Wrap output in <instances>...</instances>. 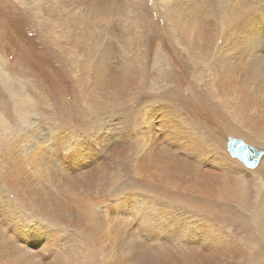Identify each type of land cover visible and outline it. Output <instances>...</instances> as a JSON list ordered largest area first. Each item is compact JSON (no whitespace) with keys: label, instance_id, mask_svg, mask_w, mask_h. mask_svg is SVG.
Instances as JSON below:
<instances>
[{"label":"rangeland","instance_id":"374dc122","mask_svg":"<svg viewBox=\"0 0 264 264\" xmlns=\"http://www.w3.org/2000/svg\"><path fill=\"white\" fill-rule=\"evenodd\" d=\"M96 1L0 0V71L5 70L3 73L8 75L14 90L18 93L24 91L30 97L37 111L31 122H20L17 117L19 107L0 84V117L6 129L5 135H15L12 131L16 129L22 140L23 131L28 130L25 131L28 136L23 137L26 144L29 141L27 138L32 141L33 133L41 134L40 140H47L44 142L50 147L55 140H61L63 134L76 141L84 140L89 149L101 135L109 142L115 141L112 146L96 142L98 146L103 145L95 147L98 161L93 167H88L93 171V178L82 181L83 193L88 198L105 201V207L110 210L101 209L99 204L94 209L95 214L103 219L100 225L96 223L93 226L96 228L93 233L101 235L97 237L101 243L96 245L86 239L79 244L82 229L73 228L70 219L62 217L56 220L52 212L46 214L38 210L41 206L37 205L30 209L22 201V196L30 199L27 190L33 193L39 191V175L33 169L32 161L24 164L22 172L15 171L19 163H7L3 154L6 144L1 137L0 236L16 238L20 245L21 234H28V242L36 247L32 236L39 241L40 234L34 230L46 226L44 235L56 238L61 253L66 257L73 256L72 264H109L111 260L107 253L113 225L117 241L124 233H134L138 238L135 245L165 247L169 254L164 258V264H174V256L178 259L184 256L180 264H264V218L260 220L257 216L258 211L264 213V157L256 169L250 170L232 158L226 149L228 138L234 137L264 151V0H233L234 6L225 5L226 9L229 8L227 10L222 0L221 3L213 0H105L112 12L109 11L111 16L102 25L118 34L114 36L115 40L122 37L135 45L134 54L141 57L144 65L146 87L140 100L127 103L124 110H115L113 116L103 119L104 122L97 121L96 115L82 107L85 100V87L80 82L83 65L79 56L82 55L67 42L82 38L77 24L80 27L85 24L83 22L87 18L82 15L83 11H90ZM234 12L239 13L237 22L232 20V26L236 24V28L232 31L229 28V31L226 20L233 17ZM217 18L224 20L221 21L223 23ZM63 22L76 27L74 36L70 35L72 38L65 35L63 29L67 24L62 26ZM87 23H90L89 20ZM175 29L179 33L176 34ZM184 32L191 40L193 52L183 45V41H187L183 38ZM222 33H230L228 46L231 41L235 45L223 54L222 70H219L216 52L224 45L225 35ZM107 39L110 38L105 36L104 40ZM124 52L123 57L126 55ZM193 59L198 64L205 62L208 70L199 66L204 74H201L203 71H195ZM157 65L168 77L162 80L158 76V88H162L163 82L165 90L150 87L151 74L161 73ZM216 76H220L223 82L221 94L225 103L232 105L242 101L247 106L244 114L239 105L241 113L235 106H230L229 115L217 111V97L213 98L204 87ZM103 98L99 101L111 106L112 102L107 101L105 96ZM176 113L183 115H179L180 118H190L194 124L189 137L186 136L187 142L183 141L181 132V129H187L184 121L178 126L179 121L173 123L168 120ZM84 117L88 118L90 125H105V129L96 135L92 131L84 133ZM180 118L178 120H182ZM122 120L126 124L121 123ZM167 121L169 124H165ZM30 123L37 131L30 129ZM54 128L59 131L52 130ZM113 128L114 133L111 131ZM46 136L48 139L43 138ZM158 138L176 141L179 155H182L181 150L186 145L193 154H197V169L191 173L198 181L196 190L190 183V176L184 177L181 173L167 180L165 185L158 184L156 179L163 168L158 152L162 145L163 149H169L168 143L164 140L160 145ZM18 144L21 146L22 142ZM53 151L57 168L71 164L68 153L62 147ZM6 173L10 174L11 183ZM203 173L206 175L199 180ZM207 175L212 179L208 180ZM42 183L47 188L46 192L56 190L52 183L46 180ZM189 183L193 188H189ZM213 183L227 185V190L223 192L220 185L215 187ZM176 185H180L177 188L179 192ZM206 188L209 193L216 190L218 197H204L202 194ZM249 201L253 203L248 205ZM105 213L109 214L108 220L103 218ZM153 226L157 229L151 234L147 227ZM177 234L185 237L179 238ZM211 237L218 239L212 241L208 248L204 246L203 239L212 240ZM10 249L11 244L4 241L0 249V264H14ZM191 253H194L193 260ZM151 254L152 251L145 250L137 258L142 260L146 256L148 259ZM186 254L189 261L185 262L188 259ZM208 254L214 255L207 258ZM50 258L44 254L41 264H51ZM126 260L147 263V260L139 262L130 255Z\"/></svg>","mask_w":264,"mask_h":264},{"label":"bare ground","instance_id":"6f19581e","mask_svg":"<svg viewBox=\"0 0 264 264\" xmlns=\"http://www.w3.org/2000/svg\"><path fill=\"white\" fill-rule=\"evenodd\" d=\"M93 1H96V0H93ZM218 1L220 2L221 0H213V2H216V3H218ZM231 1H233V0H222L223 5H224L223 6L224 9H226L225 5L227 7L228 6L231 7L233 5L234 2H231ZM237 4H239V3H237ZM238 6L239 5H237L236 7L238 8ZM220 7H222L221 4H220ZM241 7H242V5H241ZM214 9L215 8L213 7V10ZM227 9H229V8H227ZM235 10H233V11H235ZM109 11H110V7L105 0H97L94 4H92L90 11H83L82 15L86 16V18H87V20L85 18L86 22L82 21L85 24H82V26L80 27V24H77L74 20H72L73 23L75 22V24H77L79 26L77 29L79 32L78 31L77 32L79 33V35H82V38L78 39L79 41L75 40L73 42V41H70V39L67 41L69 44L71 43L73 45L72 46L70 44L71 47H74V49H78L81 52L82 56H79L80 57L79 62L82 63L83 66H82V71H81L82 77H80V82L85 87V90L83 92V94H84L83 97L85 100L82 103V107L86 112L93 113L94 115H96V118H98L97 121H103V119H105L106 117L108 118V117L113 116L112 113H114L115 110H119V111L124 110L125 106L129 102H132V101L136 102V101L140 100L139 97L142 96L144 88L146 87V85H145V79L146 78L144 77L145 76L144 75V65H143V62L141 60V57L139 55L134 54V52H135L134 46L135 45L130 44L128 42V40H125L122 37L121 38L117 37L118 40H115L114 36L115 35L118 36V34H115L113 32V30L109 29L107 26L102 25L103 22H108V20L111 16L109 14ZM229 11H230V15H233V13H231V10H229ZM236 11H238V10H236ZM110 12H112V11H110ZM38 14H40V13H38ZM238 15H239V13H235L234 16L231 17L227 14V16L231 17L229 20H226V22L228 21L226 25H227V29L229 31H230L229 28H231V31H232V29L236 28L235 23L237 22ZM76 17H77V15H76ZM221 17H223V16H221ZM43 18H42V20H43ZM207 18H208V16H207ZM211 18H213V17H211ZM233 19H236V22L234 23L235 24L234 27L232 26L233 25L232 24ZM88 20L90 23H87ZM221 21H224V20H221ZM67 23L63 22L62 26H64ZM221 23H223V22H221ZM56 25H55V27H56ZM88 25L90 28H88ZM219 25H220V23H219ZM99 26H100V28L97 29ZM74 27L72 24H67L66 29H63V31L66 32L65 35L67 37L72 38L74 36V35H72L73 32L76 33V29H74ZM82 27H83V30L81 29ZM68 28H70L72 31L69 30ZM224 28H226V26ZM226 32H228V31H226ZM175 33L176 34L179 33V30L175 29ZM223 34L225 35V37L224 36H221V37H224L223 38L224 45L221 48L219 47L217 52H216L217 53V60L216 61L219 65V70H222V60L221 59H222L223 54L225 52H227V50L229 48H233V46L235 45V42L231 41L230 46H228L230 33H222V35ZM70 35H72V37ZM105 36H108L110 39L104 40ZM51 37H53V36H51ZM183 38L184 39L187 38V41H183L184 47L188 51L190 50L193 52V48L190 46L191 40L189 39V36L186 34V32L183 33ZM62 39H63V36H62ZM63 41L59 40V42H63ZM132 42H135V41H132ZM64 44H66V43L64 42ZM226 44H227V46H225ZM121 50L123 52L125 51L124 53H126V55L124 57L122 56L123 52L122 53L120 52ZM158 61L160 62V60H158ZM69 62H71V61H69ZM192 62H193L192 64L196 67L195 71L199 70L198 71L199 73L203 71L202 67H201L202 69H198L199 66H203V67H205L204 68L205 70H208L207 64L205 62L198 64V62H196L195 59H193ZM157 66H159V70L161 71V73L159 74V71H158V73H152L150 78H149L150 83L152 84L150 87H152L153 90L155 88H158L157 82H158V76L159 75L161 76L162 80H164V78H168L166 73L160 69V65H157ZM3 72L0 71V84L3 86V88L7 92L10 93L14 103L16 104L17 107H19V110H18L19 115L17 116L19 121L20 122L23 121L24 124L31 122L33 120V118L36 117V113H37L36 109H34V105L32 104V100L30 99V97H28L25 94L24 91H22V92L20 91L18 93L16 90H14V85L12 84L11 80L7 77L8 75L6 76ZM209 73H210V71H209ZM201 74H204V71ZM155 75H156V79L154 78ZM162 84H163L162 88H163V90H165L166 85H164L163 82H162ZM222 86H223V82H222V80H220V76H216L215 80H213L211 82H207L206 84H204V87L210 91L208 93H210V95L213 96V98H214V96H216L218 99V101L215 105L217 108V111H219L221 114L225 113L226 115H229L228 109L231 108L230 106L238 107V105H239L243 109L242 114H244V112L247 109V106H245V104L242 101L240 103L235 102L232 105L225 103L224 97L221 94ZM162 88H160V89L158 88V90H161ZM23 89H24V87H23ZM112 93H113V95H112ZM98 94L100 95V97H97ZM104 96L106 97L107 101L112 102L111 106H106L107 105L106 103L104 104V103H101L99 101V99H104L103 98ZM240 107H238L237 109L241 113ZM179 115H181V114L176 113L173 117L171 115V117L168 120L170 122H173V123H176L175 120L179 121L180 123H178V126H180L181 123L184 121L187 129H184V130H182L181 128H179V129H181V132L183 133V141L187 142L186 136L189 137L188 135H189L191 129L193 128L194 124L192 125V121L190 118H185V116L183 118H180ZM40 116H41V114H40ZM181 116H183V115H181ZM31 118H32V120H31ZM179 118L182 120H178ZM1 119L2 118L0 117V133H2L0 135V137L3 138V140L5 141V144H6L5 145L6 149L4 150L3 154L6 158L7 163H14L17 161L19 164L17 165L15 171L22 172L24 164H28L29 161H32L33 169L39 175V181H38L39 187H40L39 191L36 193H33L30 190H27L26 192H27V195L30 196V199L27 200L24 196H22V201L25 202L26 205L30 209H32V207L34 205H37V206H41V208H39L38 210H42L46 214L48 212H52L53 216L56 220H60V218H62V217L70 219V223H71V226L73 228H76L77 230L82 229V238L78 241L79 244H82L84 242V240L87 239L89 241V243H94V244L97 243L96 245H99L101 243V241L98 242L97 237H99L101 235L93 233L96 229V228L94 229L93 226L96 223H97V226L100 225L102 223L103 219L100 216H98L97 214H95L94 209H95V206L97 204H99L100 208L103 210H106V209L109 210V208L105 207V201H103L101 199H98V200L95 199L94 200L92 198H88L82 191V187H83L82 181H88V180H91L93 178V171L91 168H88V167H93L94 162L98 161V159H96L97 151L95 150V147L97 146L100 148L103 145V144H101L100 146H98L99 144L97 145L96 142L99 141V142L104 143L106 145L112 146V144L115 141H113V143L109 142L107 137H105V136L102 137V135H101L98 139H95L96 140L95 142L93 141L94 146H92L89 149L90 146H88L87 143H83L84 140L76 141L73 137H70V136L63 134L61 140H58V141L55 140L54 142H52V147H50V145L47 146L46 145L47 143L44 142L47 140H43V141L40 140L41 137H39V136L41 134L38 135L36 133H33V131H32V133L34 134V136H32V141L29 138H27L29 141H28V144H26L24 138H25V136H28L27 133H25V131L28 132V130L23 131L24 135H22V140H21V137H19L20 135L17 132H15L16 129H15V131H12V133L15 135H11V136H10V134L5 135L6 129L4 128L5 126H3ZM83 119H84L83 127L85 126L84 127V133H86V131H88V132L92 131L93 134H95V133L98 134V133H100L101 130L105 129V125L104 126H102V125H98V126L96 125L95 126V124L90 125L88 118L86 119V117H84ZM117 120H119V119H117ZM3 121H4V119H3ZM121 123L126 124L123 120ZM165 124H169V122L167 121V122H165ZM165 124H164V126H167ZM29 126H30V129L31 128L35 129L33 127L34 126L33 123H30ZM7 127L9 128V126H7ZM170 128H172V127H170ZM52 130L59 131L58 128H54ZM35 131H37V130L35 129ZM111 131H113V133H114L115 129L113 128ZM45 133L48 134L47 129H45ZM163 134H164V131H163ZM164 137H165V135H164ZM43 138L48 139V136L43 137ZM162 139H164V138H162ZM164 140H161V139L158 140L160 145H161V143L164 142ZM19 142H22L21 146L18 144ZM166 142L168 143L167 147L169 149H166L165 147L163 149V145H162V147L160 148V151L158 152V154L160 155V162L159 163H161V165L163 167L162 171L159 172L158 179L155 178L158 181V184L161 186L165 185L167 183L166 182L167 180H169L171 178H176V175L178 173H181L184 177L190 176V183L194 184V186H195L194 189L196 190L195 184H197L198 181L193 178V174H191V173H192V171H196V169H197L196 168L197 159H198L197 154L196 155L193 154V151L188 149V147L186 145L185 149L181 150L182 155H179V153H177V152L180 150L177 149L178 145H177L176 141H166ZM59 147H62V149L68 153L69 158L71 160L70 165H68V166L62 165L61 167H58V168L56 167V161L53 158L52 152H55L53 150L57 149V148L59 149ZM174 149H176V150L174 151ZM113 150L114 149H112V151ZM121 152H123V149ZM68 155H66L67 159H68ZM179 166H182L184 168L181 169ZM189 169H190V174L188 173ZM203 175H206V174L205 173L201 174V176H199L200 177L199 180L203 177ZM5 176H6L8 181L11 180L10 174L6 173ZM207 177H208V180L212 179L211 176L207 175ZM42 180H46V181L52 183L54 185V187H56V190L46 192L45 189H47V188H46V186L43 185ZM255 182H257V181H255ZM10 183H11V181H10ZM191 184L189 185V188H193V186ZM212 185L215 187H218L217 185H220V187L222 188L221 190L223 192H225L227 190L226 189L227 185L223 186L219 183H213ZM179 187H180V185H176V187H175L177 192H179L177 189ZM86 189H91V188L87 187ZM252 190H254V189H252ZM244 191H245V188H244ZM216 192H217L216 190H213L212 193H209L208 188H206V190L204 191V193L202 195H204V197L208 196L209 198H210V195H212L215 198H217L218 195L216 194ZM250 192H251V190H250ZM252 200H253V198H252ZM251 203H253V201H249L248 205H250ZM244 208H246V206ZM262 210L264 211V206L262 207ZM261 212L262 211L257 212V216L260 220H262L264 218V215H262L264 213H261ZM103 218H104V220H108L109 214L105 213ZM46 229H47L46 226H42L41 228L34 230L35 233L40 234L39 241H36V239H35L36 236H32L33 241H35V245H37L36 247H39V248H36V247L30 245V243L28 242V240L30 238L29 235L22 233L21 239L19 240L20 245H18L16 238H12L9 235L7 237H4L3 235H1L0 236V249H1L4 241L7 242L8 244H11L10 258L14 262V264H41L42 257L44 254H48L51 257L50 258L51 264H72L73 256L66 257L63 253H61V251L59 249L60 246L58 247L56 244V238H52L51 236L47 237L44 235ZM156 229H157V227H155V226L147 227V230L151 234H153V232ZM176 229H178V228L176 227ZM110 231H111V234H110L111 245H110V249L108 250V253H107L108 257L111 260V262L109 264H139V263L128 262L126 260V257L128 255L132 256L133 259H136L139 262H145L147 260L146 264H164L163 260L169 254L168 251L164 249L165 247L159 248V245L156 247H153V248L149 247L148 244L135 245V241H137L138 238L135 236L134 233H131L130 235L124 233L122 235V239L118 238L119 240L117 241L116 238L118 236L113 229V225H112ZM183 233H185V232H183ZM92 235H94V236H92ZM212 235H213V233H212ZM177 237L184 238L185 236L183 234L181 236H180V234H177ZM211 238H209V239H211ZM213 238H212V240L203 239V241H204L203 243L205 244L204 246H207L209 248V246H211V242L218 239V237H215L214 239ZM52 247H55V249L52 250L51 249ZM34 249H36L35 253H34ZM188 249H189V247H188ZM215 249H217V248H215ZM145 250L146 251H152V254L148 257V259L146 256H144L142 258V260H139L137 257L139 255L143 254ZM220 250H221V248H220ZM224 251H226V250H224ZM182 252L184 253L183 249H182ZM182 252L180 251V255H182L181 254ZM178 253L179 252H176L175 254H178ZM192 254H194V253H191V257H192ZM195 254H197V253H195ZM213 255L208 254L207 258H212ZM188 256H190V255H188ZM195 257H196V255H195ZM63 258H65L64 262H63ZM174 258H175L174 264H180L181 262L183 263V261H184V260L183 261L180 260V259H183L184 256L182 258L180 257V259H178L176 256H174ZM186 258H188L187 254H186ZM193 258H194V256L192 257V260H193ZM168 259L170 260V258H168ZM197 259H199V258H197ZM187 260L189 261V258L186 259L185 262ZM187 263H189V262H187ZM202 264H203V262H202Z\"/></svg>","mask_w":264,"mask_h":264},{"label":"water","instance_id":"95a60500","mask_svg":"<svg viewBox=\"0 0 264 264\" xmlns=\"http://www.w3.org/2000/svg\"><path fill=\"white\" fill-rule=\"evenodd\" d=\"M226 149L230 156L240 161L247 169L254 170L258 167L264 151L248 145L242 139L229 137Z\"/></svg>","mask_w":264,"mask_h":264}]
</instances>
